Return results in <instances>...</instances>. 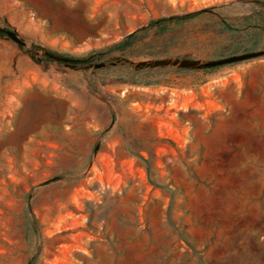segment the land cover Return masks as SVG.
Masks as SVG:
<instances>
[{
	"label": "rangeland",
	"instance_id": "1",
	"mask_svg": "<svg viewBox=\"0 0 264 264\" xmlns=\"http://www.w3.org/2000/svg\"><path fill=\"white\" fill-rule=\"evenodd\" d=\"M258 50L264 0H0V264H264V55L139 65Z\"/></svg>",
	"mask_w": 264,
	"mask_h": 264
},
{
	"label": "trees",
	"instance_id": "2",
	"mask_svg": "<svg viewBox=\"0 0 264 264\" xmlns=\"http://www.w3.org/2000/svg\"><path fill=\"white\" fill-rule=\"evenodd\" d=\"M199 13H201V10H194V11H191V12L185 13V14H173L170 16L159 17V18L153 19L149 23V25L147 27H144L143 29H146L148 27H157L159 32H165L168 30V28H169L168 25L170 23H176V24L182 23V22L190 19L191 17H193ZM230 27H231L230 29H236L233 26H230ZM138 35H139L138 30H135V31L127 34L123 39L114 43L113 45L108 47L103 52H99V55H101L102 53L104 55L105 53H110L113 51L124 52V51L128 50L138 41V39H139ZM94 55H96V54H89V55L81 57V58H73V60L77 61L78 62L77 64H89V62L94 57Z\"/></svg>",
	"mask_w": 264,
	"mask_h": 264
},
{
	"label": "water",
	"instance_id": "3",
	"mask_svg": "<svg viewBox=\"0 0 264 264\" xmlns=\"http://www.w3.org/2000/svg\"><path fill=\"white\" fill-rule=\"evenodd\" d=\"M14 39L17 41H20L18 35L15 32H9ZM264 55V50H258V51H251L246 52L242 54L233 55L230 57L220 58L216 60H196V59H190V58H183V59H155L151 61H141L139 65L141 66H160V65H174L178 67L183 68H207V67H216L219 65L232 63L236 61H241L248 58H253L257 56ZM55 58L59 60H68L69 58L61 57V56H55Z\"/></svg>",
	"mask_w": 264,
	"mask_h": 264
},
{
	"label": "flooded vegetation",
	"instance_id": "4",
	"mask_svg": "<svg viewBox=\"0 0 264 264\" xmlns=\"http://www.w3.org/2000/svg\"><path fill=\"white\" fill-rule=\"evenodd\" d=\"M48 55H49L50 57H55V56H57L56 54L51 53V52H48ZM61 57H65V56H61ZM66 58H69V59H68V60H64V59H62V60L66 61V62L69 63V64H77V63H78L77 61L73 60V58H71V57H66Z\"/></svg>",
	"mask_w": 264,
	"mask_h": 264
}]
</instances>
